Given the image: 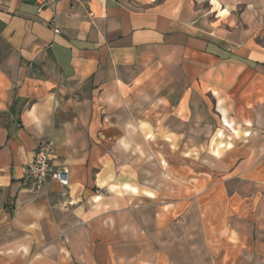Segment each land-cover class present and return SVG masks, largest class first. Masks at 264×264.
Wrapping results in <instances>:
<instances>
[{"label": "crops", "instance_id": "crops-1", "mask_svg": "<svg viewBox=\"0 0 264 264\" xmlns=\"http://www.w3.org/2000/svg\"><path fill=\"white\" fill-rule=\"evenodd\" d=\"M217 1L0 0V264H264V0Z\"/></svg>", "mask_w": 264, "mask_h": 264}, {"label": "built area", "instance_id": "built-area-1", "mask_svg": "<svg viewBox=\"0 0 264 264\" xmlns=\"http://www.w3.org/2000/svg\"><path fill=\"white\" fill-rule=\"evenodd\" d=\"M37 6V11L49 8L55 10L62 0H30ZM74 1V0H69ZM56 149L51 142H43L35 150L33 160L24 169L22 187L31 192L39 191L49 180L58 181L63 187L62 196L68 197L67 189L70 184V173L67 168L58 167ZM73 201H68L72 203Z\"/></svg>", "mask_w": 264, "mask_h": 264}, {"label": "rangeland", "instance_id": "rangeland-1", "mask_svg": "<svg viewBox=\"0 0 264 264\" xmlns=\"http://www.w3.org/2000/svg\"><path fill=\"white\" fill-rule=\"evenodd\" d=\"M214 3H215V2H214ZM215 4H217V3H215ZM166 142H167L168 144H171L172 142L175 143V139H167ZM228 238H231V236H229Z\"/></svg>", "mask_w": 264, "mask_h": 264}, {"label": "bare ground", "instance_id": "bare-ground-1", "mask_svg": "<svg viewBox=\"0 0 264 264\" xmlns=\"http://www.w3.org/2000/svg\"><path fill=\"white\" fill-rule=\"evenodd\" d=\"M214 2L218 4V1H217V0H214ZM220 12H221V13H224V11H220Z\"/></svg>", "mask_w": 264, "mask_h": 264}]
</instances>
